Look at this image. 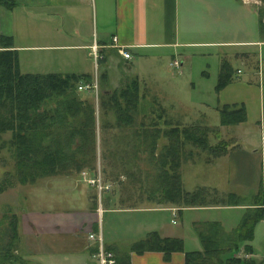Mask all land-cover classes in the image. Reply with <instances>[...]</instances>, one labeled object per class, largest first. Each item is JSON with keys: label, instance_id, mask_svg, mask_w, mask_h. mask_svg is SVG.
I'll use <instances>...</instances> for the list:
<instances>
[{"label": "crops", "instance_id": "crops-1", "mask_svg": "<svg viewBox=\"0 0 264 264\" xmlns=\"http://www.w3.org/2000/svg\"><path fill=\"white\" fill-rule=\"evenodd\" d=\"M9 1H5L6 4L0 1V33L11 36V49L16 51L21 72L84 75L85 78H81L84 81L96 82L98 86L101 84L102 98H106V94L113 89L136 79L140 106L135 110V117L131 123L134 127H140L144 122L140 118L137 119L136 115L141 112V103L147 96L145 91H142L140 82L146 72V63L149 64V71L152 72L151 77L154 79V87L148 94V101L151 102V105H148L150 118L144 125L155 128L148 139L152 143L153 138L155 140V146L149 147L148 155L155 165V171L147 172L134 162L142 159L145 151L141 145L137 149L133 146V151L129 149L127 144L138 143L142 139L137 134L128 135L129 119H103L106 123L103 126L124 127L121 132L109 138V141L116 140L117 144L123 143L118 150L110 152L113 154L112 158L121 160L115 163L120 165L115 170L117 182L103 180L112 186L108 190L105 188L97 192L95 186L83 183L78 177L81 171L95 176L96 173L89 169L37 177L34 182L41 180L44 185L54 183V186H58L63 181H69L68 188L71 191L79 189L77 193L83 198L84 204L80 207H69L70 209H61L54 205L51 208L39 209L32 216L24 213L22 223L20 222L24 256L34 264H98L96 256L98 243L88 238V234L92 232L101 234L102 246L112 251L114 255L127 254L126 264H183L185 251L202 248L197 229L204 222L217 221L224 232H229L237 224L227 227L222 217L202 218L200 217L202 211L239 208L241 209L239 221L241 220L250 203L240 202L235 205L223 203L221 200L226 194L232 193V189L223 190L214 182V177L209 178L210 175L213 176V172L210 173L212 169L216 171L218 166L226 165L223 157L227 156L231 149L230 144L224 153L210 159L205 158L203 162L200 161L202 158H193L189 154L188 142L185 143L186 148L185 145L182 147L178 167L182 190L191 191L202 187L205 189L204 192H207L206 199L198 195L191 202L185 201L177 193L168 194L167 198L159 195L164 184L160 179L162 169L172 167V155L164 157L162 152L164 145L170 141L165 134L169 127L193 125L220 127L249 121L248 106L244 104L246 117L243 121L235 124L221 122L219 107L237 102L232 100V84L235 81L231 80L219 90L215 85L222 60H227L232 66V57L243 59L245 69L249 73L261 72L264 76V61H260V45L264 44V25L262 26L260 22L262 18L264 24L263 15L259 19V33L257 30L259 38L235 40L232 39V0ZM241 1L250 3V0ZM10 3L12 4L9 5ZM113 35L117 37V42L130 52L129 58L118 51L112 39ZM93 41L99 46L98 59H95L90 51L89 45ZM247 45L257 46L258 59L255 61L249 57L248 51H238L236 48ZM42 51H45L46 55H49L48 53L58 55H50L51 59L42 62L44 60L40 57ZM195 53L201 56L212 54L215 57L212 85L214 96L209 101L203 98L198 100V104L203 107L201 113H190L187 104L194 100L183 101L181 97H174L176 90L172 84L173 73L168 74L167 69L169 64L181 72L183 63L189 61ZM173 60H178L179 65L174 66ZM42 63L50 64L41 67ZM240 69L242 70L235 67V73ZM201 74L207 79L211 77L206 69H203ZM191 86L194 88L192 81ZM76 91L83 97H89L93 93L90 90H79L77 87ZM98 96L99 92L95 96L97 107ZM175 102L182 105L179 110L175 108ZM211 110L214 112L212 117L208 114ZM262 125L260 133L263 130ZM218 131L221 134L220 128ZM219 133L210 135L213 143L219 137ZM76 140L77 138L74 139ZM128 159L133 161H126ZM197 164H202L200 165L202 167H194ZM141 171H145L149 176L148 179H144L146 182H142L140 178ZM110 174L111 171L104 168L103 175ZM128 174L132 176L129 180L131 184L123 183ZM56 189L59 190L60 187ZM158 211L169 212L171 216L169 218L168 214H157ZM188 214L190 216L187 219ZM175 216H179L183 227L179 232L172 226L177 222ZM259 223L264 225V218L256 226ZM187 224L195 228L197 243L193 248H188L185 244ZM153 230L160 236L181 238L183 251H173L166 257L159 250L142 252L131 250V245L135 241Z\"/></svg>", "mask_w": 264, "mask_h": 264}, {"label": "trees", "instance_id": "trees-1", "mask_svg": "<svg viewBox=\"0 0 264 264\" xmlns=\"http://www.w3.org/2000/svg\"><path fill=\"white\" fill-rule=\"evenodd\" d=\"M0 1L6 4L5 1L9 0ZM260 22L263 26L262 18ZM11 42V36L0 33V134L6 131L11 133L9 141L0 140V148L5 143L13 146L18 178L23 182H34L39 176L80 172L83 168L94 170V164L90 162L93 163L95 159V108L89 99L81 98L76 91L77 83L85 76L75 73L21 72L16 51L11 49ZM234 77L233 65L222 60L215 88L219 90L234 80ZM139 98L138 81L133 79L126 85L113 89L106 94V98H100L99 106H108L106 109H111L118 120L129 119L131 132L142 137L141 141L133 144L136 149L141 144L154 147V138L153 143L148 139L155 128L144 123L140 127L131 124ZM219 110L224 124H235L246 117L242 102L224 104ZM218 128L193 125L172 126L167 129L165 134L170 141L164 145L162 155H172V167L162 169L160 179L164 184L159 192L160 196L167 198L168 194L177 193L185 201L191 202L198 196V192H202V187L192 191H183L181 188L178 172L180 145L189 141L200 148L209 149L215 156L220 155L226 151L225 144L220 140L216 144L209 142V133L218 135ZM75 137L78 138L77 142L74 141ZM164 161L163 159L162 163ZM263 188L264 185H261L253 194L241 220L229 232H224L217 221L204 222L197 229L202 248L185 251L183 264H252L253 260L247 261L242 256L233 254L240 251L242 242H245L244 250L253 251L252 245L246 241L253 238L256 223L264 218ZM221 201L235 205L240 203V198L232 192L226 194ZM17 226V216L13 213L6 229L12 240L18 237ZM10 242L0 246V264H6L7 260L11 261L10 264L14 260L26 261L11 253ZM183 249L181 238L160 236L155 230L149 231L131 245L133 251L159 250L166 257L173 251ZM126 256L127 254L115 255L116 264H126Z\"/></svg>", "mask_w": 264, "mask_h": 264}, {"label": "rangeland", "instance_id": "rangeland-1", "mask_svg": "<svg viewBox=\"0 0 264 264\" xmlns=\"http://www.w3.org/2000/svg\"><path fill=\"white\" fill-rule=\"evenodd\" d=\"M261 15L264 16V0H250V3L248 4H246L245 1L232 0V39L237 40L259 38V36L257 35V30L259 33V19L262 17ZM260 46V61H264V44ZM236 48L238 51H248L249 57H251L253 61H255V59H258V53H256L258 50L257 46L247 45L237 46ZM46 54L47 53H45V51H42V55H40V57L44 59L42 60V62L51 59L52 55H58L56 53H48L49 55ZM249 57L247 58L248 61ZM135 58L136 55L132 59L133 63L135 62ZM49 64L50 63H42L41 67H45ZM148 65L149 64L146 63V72L143 74L142 79L140 80L141 87H143L142 91H145L147 96L146 99H144V102L141 103V112L136 115L137 119L140 118L144 121L143 123H147L150 118L149 106L151 105V102L150 100L148 101V94L154 87V79L151 77L152 72L149 71L150 68L148 67ZM232 65L234 68H242V70L240 69L237 73H235V83L232 84V100H237V102H242L243 104L248 106L249 121L232 126L219 127L221 134L219 133V137L215 142L220 140L219 142L225 144V148L228 146V144H230L231 149L229 150L227 156L223 157V161L226 162V165L218 166L216 171L215 169H212L210 173L213 172V176H207H209V178L214 177V182L223 190L232 189L233 193L239 195L240 202L250 203L253 194L256 193L257 189L261 185H264V143L261 140L260 133L262 124L264 131V76H262L261 72H257V74L249 73L245 69L246 64L243 59L232 57ZM261 65L263 66V63H261ZM214 67V55L205 54L204 56H201V54L199 55L197 53L192 54L190 60L183 63L182 68H180L181 72H178L179 69L177 70L169 64L167 65V69L170 72H168V74L173 73L171 74V77L173 79L172 84L173 88L176 90L174 97H181L183 101L186 99L194 100L189 101V104H187L189 106L190 113H201L203 107L202 105L198 104V100L203 98L209 101L211 97L214 96V91L212 89L214 81ZM203 69H206L210 72V78L207 79L206 76L204 77L201 74V71ZM180 76H183V78H180ZM191 81L194 83V88L191 86ZM101 89L102 86L100 84L99 86L97 85L96 89L93 88L92 90H90L93 93L89 97H83L79 95L81 98L89 99L90 102L94 104L95 108L94 130L96 143L94 149L95 151H93V156H95V159L93 160V163H90L94 164L95 168L91 171H94L96 174L95 176H92L87 174L85 171H81L78 177L83 183L95 186L97 192L105 188H107L106 190H108L112 186L111 183L104 182L103 180L109 179L112 183H116L118 180L117 176H115V170L116 167H120V165H115V163H119L121 160L112 158L113 154L110 152L118 150V147L122 146L123 143L117 144L118 142H116V140L109 141V138L111 135L115 136L117 132H121V129H124V127L120 128L114 126H103V124H106L103 122V119L111 118L112 120L115 119V117L111 109H106L109 108L108 106L106 108L104 107L106 110H101V106H99L100 100H98V107L95 104V96H97L98 92V98H102L100 93ZM181 107L182 105L177 102L175 108L179 110ZM208 114L210 115V117H212L214 115V112H212L211 110L208 112ZM215 116H217V113H215ZM127 129H129L128 135L134 134L131 132V128ZM212 134L214 133H209V142L210 144H216L213 143L210 139V135ZM0 137V140L7 142L11 137V133L10 131L2 132L0 134ZM104 139H107L108 141H105ZM77 141L78 138L76 142ZM186 142H188L187 144L189 146V154L192 155L193 158H202L200 161L203 162L205 158L210 159L215 156L209 149H203L189 141H185L180 145L179 164L181 154L180 152ZM127 145L129 149L133 151V143ZM141 146L144 148L142 150L145 151L143 153L144 157H142V159L140 160H134V162H136L140 166V168L146 170L147 172L153 173V171H155V165H153L152 160L148 158L149 147H146L144 144H141ZM184 148H186V145L184 146ZM184 155L185 153L183 151V156ZM87 156H91V154H87ZM126 161L132 162L133 160L128 159ZM200 165L197 164L194 167L201 168L202 166ZM104 168H108V170L111 171V174L108 176H104ZM16 169L17 167L15 163L13 146L9 143H5V145L0 148V246L3 244L5 245L7 242L11 241V253L14 256H21L26 260H12V264H34L30 259H28V257L24 256L25 252L22 247L23 243H21V238H23V231L20 227L22 226L20 222L21 218H23L24 216V213H26L27 216H32L33 213L37 212L39 209L51 208L54 205H57V207L61 209H66L69 207H80L82 206V204H84V200L81 195L79 196L77 193V190L79 189L71 191L70 188H68L69 181L67 180L63 181L62 184L58 186H54V183H46L44 185L43 183H41V180H37L33 183L28 181L23 182L18 178ZM87 169L88 168H83L82 170ZM148 177L149 176L145 174V171L140 175L142 182L145 181L144 179H148ZM90 178H96L97 180L95 181V183H90ZM131 178V174H128V178H126L123 183L131 184L132 182L129 181ZM59 187L60 189L57 190L56 188ZM202 190L203 192H198V195L200 196V198L204 197V199H206L205 195L207 194V192H204V188ZM208 211L209 212L202 211L200 213V217H222L225 226L227 227L229 225L238 223L240 219L239 217L241 215V209L239 208ZM13 213L17 216V225L20 230L18 228L17 239L12 240V238H10V234H8V231L6 232V229L9 218ZM157 214H168L169 218L171 216L169 212L166 213L165 211H158ZM189 216L190 214L186 216L187 219ZM174 218L177 220V222L175 224H172V226L174 227V230L176 232H179L183 229L182 225L180 224L181 222L179 221L180 218L179 216H175ZM106 221L107 220H105V222ZM190 226H188L187 224V228L185 227V244L186 247L193 248L197 243V238L195 235V228ZM246 242L252 243L253 251L249 252L244 250L243 245L245 242H242L240 251L233 254V256H242L243 259L245 258L247 261L253 260L252 264H264L263 223H259L256 226L253 238L250 241ZM230 258V261H232V256ZM10 263L11 261L7 260L6 264Z\"/></svg>", "mask_w": 264, "mask_h": 264}, {"label": "built area", "instance_id": "built-area-1", "mask_svg": "<svg viewBox=\"0 0 264 264\" xmlns=\"http://www.w3.org/2000/svg\"><path fill=\"white\" fill-rule=\"evenodd\" d=\"M114 45L118 48V51L126 58H129L131 56L130 52L128 50H126L123 45L119 44L117 42V37L115 35H113L112 37ZM90 51L92 56L95 59H98L100 57V53H99V46L96 42H92L90 45ZM172 64L174 66H178V60H173ZM239 71V70H238ZM77 88L79 90H92L93 88L96 89L97 88V84L96 82H87L84 80H80V82L77 84ZM261 140L264 143V131L262 130L261 132ZM97 179L96 178H90L89 181L90 183H95ZM102 186V185H101ZM107 187V186H105ZM88 238L95 240L98 243V250L96 252V256L98 259V264H116V258L115 255L112 251L105 249L102 246V236L101 234H94L92 232H90L88 234Z\"/></svg>", "mask_w": 264, "mask_h": 264}]
</instances>
